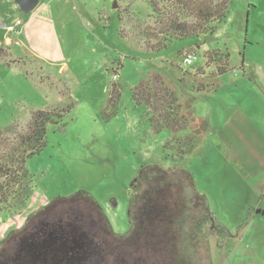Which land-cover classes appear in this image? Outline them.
Here are the masks:
<instances>
[{
	"label": "rangeland",
	"instance_id": "rangeland-1",
	"mask_svg": "<svg viewBox=\"0 0 264 264\" xmlns=\"http://www.w3.org/2000/svg\"><path fill=\"white\" fill-rule=\"evenodd\" d=\"M153 28L144 0H39L29 12L14 0H0V149L17 143L35 111L69 106L58 125L47 126L43 148L27 160L29 198L14 213L0 215V240L26 222L65 217L91 230L105 264H176V249L189 264H264V210L246 203L254 194L232 178L237 169L227 158L228 146L211 141L219 131L216 121L227 114V104L215 99L220 95L240 101L264 128V88L253 69L264 62V0H234L212 34L171 42L159 53L147 45L145 32L151 37ZM214 49L228 53L232 70L219 78L216 91L207 92L214 99L195 94V114L208 106L210 126L176 160L172 133L152 130L132 89L150 71L174 83L171 65L197 68L206 50ZM181 50L195 51L192 65L181 63ZM112 83L118 92L114 101ZM189 88L184 83L181 90L188 94ZM198 122L197 116L194 126ZM144 164L128 216L130 181ZM148 196L159 205L170 198L181 208L186 219L177 239L159 236V242L147 243L132 232L134 210ZM197 196L231 237L219 242L211 235L198 244L188 239ZM97 205L115 235L128 238L123 247L101 229Z\"/></svg>",
	"mask_w": 264,
	"mask_h": 264
},
{
	"label": "trees",
	"instance_id": "trees-1",
	"mask_svg": "<svg viewBox=\"0 0 264 264\" xmlns=\"http://www.w3.org/2000/svg\"><path fill=\"white\" fill-rule=\"evenodd\" d=\"M144 1L155 23L151 37L145 32L147 38L151 39L147 44L148 49L152 53H159L166 50L171 42L212 34L217 25L225 20L228 7L234 0ZM179 54L182 64L192 65L187 64L185 58L188 54L196 55L195 51L181 50ZM204 57V65L197 68L184 69L171 65L177 74L174 83L160 71H150L132 89L134 102L144 104L147 109L152 130L166 128L172 133L171 141L177 144L173 146L178 155L176 160L190 153L199 136L208 129L206 120L201 117L194 126L197 117L195 94L216 91L220 86L219 78L232 70L228 66V53L214 49L206 51ZM212 66L215 67L211 69ZM177 82L181 88L184 83L189 85L188 94L177 86ZM117 96V86L112 83L109 100L114 101ZM68 108L35 111L28 129L18 135L17 143L0 149V215L14 213L28 200L31 175L26 168L27 160L45 145L47 126L58 125ZM188 130L189 133L180 136ZM186 172L192 178V174ZM169 202L170 198L159 205L155 196L147 197L143 224L136 229V237L147 240V243L161 240L164 236L162 233L167 230L165 223L174 218L176 209L181 210ZM96 209L101 214V229L114 240L117 247H123L122 240L128 242V238L116 236L102 208L97 205ZM185 219L183 215L180 222L183 224ZM26 224L18 230L7 232L0 240V264H105L99 256L100 243L81 220L64 217ZM168 234L171 235L169 230ZM174 257L176 264H189L181 250L176 249Z\"/></svg>",
	"mask_w": 264,
	"mask_h": 264
},
{
	"label": "crops",
	"instance_id": "crops-1",
	"mask_svg": "<svg viewBox=\"0 0 264 264\" xmlns=\"http://www.w3.org/2000/svg\"><path fill=\"white\" fill-rule=\"evenodd\" d=\"M253 69L258 83L264 88V62L254 63ZM250 79H252L251 75ZM204 97L214 99L210 93H204ZM215 99L221 104H227L225 107L227 114L220 116L218 122L216 121L219 131L217 134H211V141L219 146H228L225 148L227 158L237 169L232 173V178H235L238 186L241 185L242 191L254 194L252 198L250 195L251 199L246 203L250 202L252 210H264V128L248 116L240 101L222 95ZM208 108L206 106L205 110L202 109L203 111L196 115L206 120L209 127Z\"/></svg>",
	"mask_w": 264,
	"mask_h": 264
},
{
	"label": "flooded vegetation",
	"instance_id": "flooded-vegetation-1",
	"mask_svg": "<svg viewBox=\"0 0 264 264\" xmlns=\"http://www.w3.org/2000/svg\"><path fill=\"white\" fill-rule=\"evenodd\" d=\"M144 168H140L138 172H136L135 176L131 179L130 183H132V186H129V192H131L129 198V204H128V210L127 215L131 216L132 208L130 207V203L135 198V189L138 188L137 182L140 181L141 176L144 173ZM197 198H200L197 196ZM201 199V198H200ZM146 208V200H142L140 205L137 206L136 210H134V216L131 218V223L133 225L132 232H135L137 228L141 227L143 224V215ZM178 208V207H177ZM193 210H197L196 214H194L192 218L193 225L192 230L188 233V239L194 243L198 240H204L210 237L211 235H215L219 242L225 240L228 236L231 237V233L227 231L225 227H223L222 223L218 222L210 213L207 212V205L202 200L196 201V204H194L192 207ZM183 209V206H182ZM174 218L169 219V223H165L166 225V231L162 233L167 239H173L178 238L179 234L182 233L183 225L180 222V219L182 217V211L175 210ZM130 218V217H129ZM168 230L171 232V235L168 234ZM198 244V242L196 243ZM193 245V244H192ZM195 247V245H194Z\"/></svg>",
	"mask_w": 264,
	"mask_h": 264
},
{
	"label": "water",
	"instance_id": "water-1",
	"mask_svg": "<svg viewBox=\"0 0 264 264\" xmlns=\"http://www.w3.org/2000/svg\"><path fill=\"white\" fill-rule=\"evenodd\" d=\"M15 3L18 5L19 9L23 12H29L33 10L39 0H14ZM116 6V2H114V7ZM132 186V183H130V187ZM264 213V211H262Z\"/></svg>",
	"mask_w": 264,
	"mask_h": 264
},
{
	"label": "built area",
	"instance_id": "built-area-1",
	"mask_svg": "<svg viewBox=\"0 0 264 264\" xmlns=\"http://www.w3.org/2000/svg\"><path fill=\"white\" fill-rule=\"evenodd\" d=\"M195 58H196V55H194V54H188V55L186 56V58H185V62H186L187 64H193Z\"/></svg>",
	"mask_w": 264,
	"mask_h": 264
}]
</instances>
